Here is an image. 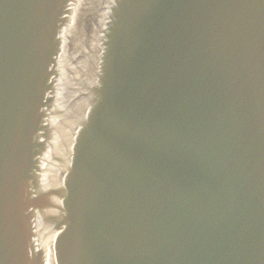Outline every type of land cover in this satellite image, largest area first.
Masks as SVG:
<instances>
[{
  "label": "water",
  "instance_id": "obj_1",
  "mask_svg": "<svg viewBox=\"0 0 264 264\" xmlns=\"http://www.w3.org/2000/svg\"><path fill=\"white\" fill-rule=\"evenodd\" d=\"M72 4L0 0V264H264V0H107L61 96Z\"/></svg>",
  "mask_w": 264,
  "mask_h": 264
},
{
  "label": "bare ground",
  "instance_id": "obj_2",
  "mask_svg": "<svg viewBox=\"0 0 264 264\" xmlns=\"http://www.w3.org/2000/svg\"><path fill=\"white\" fill-rule=\"evenodd\" d=\"M74 25H77L75 10L72 14V26H74ZM66 40H67V35H65V41ZM67 48H68L67 45H65L64 49H67ZM64 55H65V52L63 51L62 56H64ZM47 264H57L54 241L51 239H48V241H47Z\"/></svg>",
  "mask_w": 264,
  "mask_h": 264
}]
</instances>
